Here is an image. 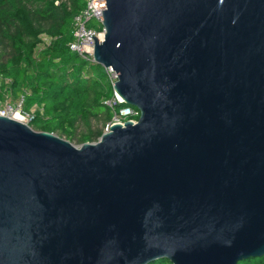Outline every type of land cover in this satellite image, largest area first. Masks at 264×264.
Here are the masks:
<instances>
[{
	"label": "water",
	"instance_id": "95a60500",
	"mask_svg": "<svg viewBox=\"0 0 264 264\" xmlns=\"http://www.w3.org/2000/svg\"><path fill=\"white\" fill-rule=\"evenodd\" d=\"M93 59L139 111L79 147L0 116V264L264 257V0H106Z\"/></svg>",
	"mask_w": 264,
	"mask_h": 264
},
{
	"label": "trees",
	"instance_id": "16d2710c",
	"mask_svg": "<svg viewBox=\"0 0 264 264\" xmlns=\"http://www.w3.org/2000/svg\"><path fill=\"white\" fill-rule=\"evenodd\" d=\"M86 1L0 0V103L22 98L31 129L78 146L97 142L113 114L105 70L69 50ZM238 264H264V257Z\"/></svg>",
	"mask_w": 264,
	"mask_h": 264
},
{
	"label": "built area",
	"instance_id": "2783aa9c",
	"mask_svg": "<svg viewBox=\"0 0 264 264\" xmlns=\"http://www.w3.org/2000/svg\"><path fill=\"white\" fill-rule=\"evenodd\" d=\"M103 3H106V0H87L85 7L73 19V41L69 45V50L93 63H95L93 59L94 39L99 38V42L102 41L105 33L102 23L106 5L103 6ZM104 70L113 86V83L117 81L116 73L111 68ZM121 104H123L122 100L114 92L112 99L105 102V105L112 109L113 114L104 132H107L113 124L123 125L127 121L133 124L137 122L139 111L128 106L115 108ZM0 116L11 119L17 116L20 122L25 124L29 121V115L22 112V98L14 103L10 100L0 103Z\"/></svg>",
	"mask_w": 264,
	"mask_h": 264
},
{
	"label": "rangeland",
	"instance_id": "374dc122",
	"mask_svg": "<svg viewBox=\"0 0 264 264\" xmlns=\"http://www.w3.org/2000/svg\"><path fill=\"white\" fill-rule=\"evenodd\" d=\"M104 69V68H103ZM4 98V96L2 97V99ZM5 99V98H4ZM7 99H5V101H6ZM106 126V125H105ZM105 128L106 127H104V129H103V132H104V130H105ZM55 135V134H54ZM61 138V137H60ZM62 139H64V137H62ZM65 140V139H64ZM75 147H79L78 145H74Z\"/></svg>",
	"mask_w": 264,
	"mask_h": 264
},
{
	"label": "bare ground",
	"instance_id": "6f19581e",
	"mask_svg": "<svg viewBox=\"0 0 264 264\" xmlns=\"http://www.w3.org/2000/svg\"><path fill=\"white\" fill-rule=\"evenodd\" d=\"M14 119L17 120V121H20V118L17 117V116H15Z\"/></svg>",
	"mask_w": 264,
	"mask_h": 264
}]
</instances>
